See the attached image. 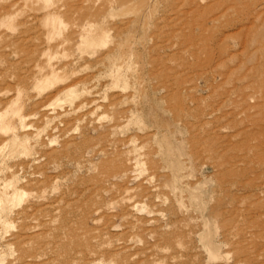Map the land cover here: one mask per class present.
Listing matches in <instances>:
<instances>
[{
  "label": "rangeland",
  "instance_id": "rangeland-1",
  "mask_svg": "<svg viewBox=\"0 0 264 264\" xmlns=\"http://www.w3.org/2000/svg\"><path fill=\"white\" fill-rule=\"evenodd\" d=\"M264 0H0V264H264Z\"/></svg>",
  "mask_w": 264,
  "mask_h": 264
},
{
  "label": "bare ground",
  "instance_id": "bare-ground-1",
  "mask_svg": "<svg viewBox=\"0 0 264 264\" xmlns=\"http://www.w3.org/2000/svg\"><path fill=\"white\" fill-rule=\"evenodd\" d=\"M262 106V108H264V105H261Z\"/></svg>",
  "mask_w": 264,
  "mask_h": 264
}]
</instances>
